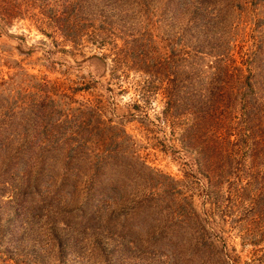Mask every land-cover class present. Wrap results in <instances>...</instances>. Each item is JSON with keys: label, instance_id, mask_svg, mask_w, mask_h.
Listing matches in <instances>:
<instances>
[{"label": "rangeland", "instance_id": "1", "mask_svg": "<svg viewBox=\"0 0 264 264\" xmlns=\"http://www.w3.org/2000/svg\"><path fill=\"white\" fill-rule=\"evenodd\" d=\"M77 1L65 3L71 5L63 7L62 17L76 29L81 25L85 46L73 44L59 29L45 25L49 18L40 20L35 6H22L11 19L0 18V115L12 111L15 122L7 124L0 147V264H220L207 251L187 253L192 235L202 234L201 225L216 244L226 247L231 264H264L262 222L253 220L251 212L245 213L255 196L248 181L252 184L264 170V127L256 126L253 147L238 169L239 184L246 185L245 189L238 193L233 189L228 198L221 153L225 144L217 142L219 148L211 156L214 164L196 162L192 149L183 144L180 127L173 133L166 120L158 121L165 103L164 76L153 74L149 81L153 63L140 59L143 52L136 53L137 46L133 56L123 57L122 42L131 36L121 23L95 16L93 1L87 7ZM121 2L138 29L156 39L161 57L180 46L187 50L178 57L188 55L196 36L180 29L186 20L183 3L148 0L141 6L134 0ZM253 6L256 21L249 11ZM148 10L153 12L152 21L146 23ZM224 12L227 20L217 25L211 21V29L202 35L218 46L213 50L202 38L205 54L196 53L194 60L182 62L179 73L186 79L195 76L191 73L195 65L196 81L204 83L205 71L219 51L229 63L245 68L243 57L252 43V27L264 41V0H229ZM82 13L90 14L89 18ZM73 19L77 23L72 25ZM94 39L105 41L98 44ZM115 54L119 57L116 66ZM232 73L234 87H245L240 70ZM45 140L53 146L42 153L38 143ZM8 155L16 162L2 173ZM40 158L35 191L18 198L39 172ZM67 166L69 186L57 191ZM92 168L101 172L103 186L93 207L95 218L84 224L74 213L85 200L81 183ZM140 202L144 208L135 207L129 225L120 226L122 218L110 219L112 213L122 215L129 205ZM20 209V217L7 224ZM259 217L264 220V215ZM87 227L96 235L83 234ZM50 229L67 235L65 244L59 246ZM159 231L167 237L151 242L149 235ZM95 236L101 238L97 246L92 243ZM113 249L119 258L100 253Z\"/></svg>", "mask_w": 264, "mask_h": 264}, {"label": "trees", "instance_id": "2", "mask_svg": "<svg viewBox=\"0 0 264 264\" xmlns=\"http://www.w3.org/2000/svg\"><path fill=\"white\" fill-rule=\"evenodd\" d=\"M70 1L71 0H0V18L3 19L4 17L6 19L9 17V19H11V16H17L22 10V6H35L39 8L37 13L40 20H43L44 16L49 18L45 25L59 29L62 35L67 37L73 44L85 46V44L81 43V36L85 33L81 25L77 26L76 29L74 28L75 26L67 24L62 17L63 7L65 6V8H67L70 6L71 3L65 4ZM92 1L94 3V8L91 11L94 12L95 16L105 20H109L110 17L112 22L113 20H118L121 23L120 27L122 30L128 34L129 37L131 36L129 40L124 39L122 48L120 47L123 57L128 55V53L133 56L135 47L137 46L136 53L137 51L143 52L140 59L143 62L150 59L153 63L154 68L149 71V81L152 82L153 79L151 76H153V74L164 76L165 84L163 94L165 103L161 110V114L158 115V121L166 120L170 125V131L173 133L175 132V127H180L179 135L183 144L192 149L196 162L205 160L204 162L206 163H210L211 165L214 164L211 161V156L213 154L214 157V153L217 152L219 148L217 142L221 141L224 143L225 145L221 146V150H224V153L222 151L221 153L225 158L226 166L224 173L225 183L227 184L226 196L230 198L232 192L238 193L244 190L246 185L239 184V180L241 179L238 169L247 157L250 148L253 147L256 126L264 127V100L262 98L264 89V55H261L262 52H264V41L259 40L258 33H256L254 27L251 28L249 34V37L252 38V43L247 55L243 57L245 68L240 69L238 66L234 65V63H229L226 61V58L221 57L219 51L216 55L214 54L216 57L213 59L211 68L205 71V82L198 84L199 82L196 81L199 72L198 67L193 65L191 73L195 76L189 75L186 79L179 73L181 65H183L182 62H185L186 58L190 57L194 60V55L196 53H204V41L205 46L206 44H210L213 50L218 46V44L216 45V43L206 40V36L202 35L207 29H211V21H215V25H217L219 22L223 23L224 19L227 20L228 17L224 12V6L228 7L229 0L223 3V0H177L184 4L186 12V20L184 24L180 26V29L187 30L191 36H196L193 42L194 45L191 47V50H189L188 55L181 58H179L177 54L186 51L187 48L185 46H180L177 51L170 52L165 58L161 57L156 46V39H153L152 34L148 31L141 30L140 28L138 29L135 19L128 17L131 11L126 7L120 6L122 3L121 0H79L77 4L82 7H87L91 6ZM168 1L169 0H167V2ZM135 3L143 6V4L148 3V0H134V4ZM220 4L221 7L218 8ZM255 8L256 7L253 6L249 11L252 12L251 15L256 21V14L253 13V11L255 12ZM132 14L137 15L135 11H132ZM152 14L153 12L148 10L145 17L146 23L152 21ZM82 15L84 14L82 13ZM84 16L89 18L90 14ZM72 22V25L77 23L75 19H73ZM40 29L43 30L44 27H40ZM47 34H51V32H47ZM93 41L94 43L98 42V44H102L105 39H94ZM198 50L199 52H197ZM207 53L211 54L208 50ZM116 56L117 54L113 57L114 66H116L119 61V57ZM130 60H133L132 63L136 61L135 57ZM234 69L240 70L242 74V83L245 86L242 89H238L232 84L235 78L232 77V71H234ZM111 71L113 70L111 69ZM243 71L246 73H242ZM257 84L259 85L258 87H256ZM135 106L137 107L139 105L135 104ZM13 119L12 111L10 114L5 111L1 112L0 147L4 144L3 134L7 128V124L10 122L15 123ZM208 134H213V137H209ZM217 134H219V137ZM38 146L40 152L43 153V150L46 152L49 151L53 143L52 145L50 143L47 144L45 140L43 143L39 142ZM5 160L6 161L3 163L4 167L1 168L2 173L11 169L16 162L11 155H8ZM39 161V172L36 173L33 179L31 178L29 180L27 187L19 191L20 195L18 198L21 199L26 194L35 191L37 178L39 179L42 169L43 159L40 158ZM216 162L219 163V161ZM200 163H198L199 169ZM257 177L258 178L253 179L252 184L249 182L250 180L248 181L247 185L254 186L255 188V196L252 197V201L250 202L251 205L249 208H246L245 213H247V211L251 212L250 214L253 216V220H260L262 222V230H264V220L259 217L264 215V170L261 171L260 175ZM70 179V166H67L65 167L60 181L57 182V191L69 186ZM102 180V175L98 168H92L91 175L86 181H82L81 185L86 189L84 195L85 200L77 206L78 210L74 213H77L76 215L81 217L80 220L82 221L80 223L85 224L95 218L93 207L97 205L95 202L103 186ZM81 185L79 187L80 195L83 190ZM236 186H240L238 187L240 190L236 191ZM141 203L142 202L136 205H129L128 208L123 211L122 215L116 212L112 213L110 219L122 218L120 226H124L125 224L129 225L131 219L135 217V215H133L136 211L135 207L139 206L144 208V204ZM124 208H126V206ZM21 213V209L15 211L14 216L6 220L7 224L13 223L12 221L19 218ZM201 226L200 230H202V234L192 235V242L190 243L187 253L195 255L199 254L200 251H207L208 256L215 255L216 262L220 264H231L226 247L216 244L211 234L205 231L203 225ZM52 229H50L51 237H56L59 246L60 244L61 246L65 244L67 235L60 236L56 229ZM88 229L89 227L81 232L83 234L87 233L90 237L96 235V233L91 230L88 232ZM166 235L165 232L159 231L149 235L148 239L156 243L159 240L163 241L167 237ZM16 237L18 238L19 235H15L14 238ZM215 239H217L216 242H218V237H216V235ZM100 241L101 238L99 236L92 237L93 246H97ZM114 252L115 250L113 249L109 252L101 251L100 253H104L105 258H110V253L113 255ZM113 257L119 258L120 255L114 254Z\"/></svg>", "mask_w": 264, "mask_h": 264}]
</instances>
